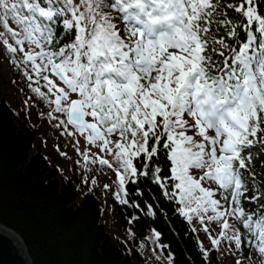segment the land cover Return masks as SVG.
Returning <instances> with one entry per match:
<instances>
[{
    "label": "snow or ice",
    "instance_id": "1",
    "mask_svg": "<svg viewBox=\"0 0 264 264\" xmlns=\"http://www.w3.org/2000/svg\"><path fill=\"white\" fill-rule=\"evenodd\" d=\"M0 52L112 156L121 203L148 178L214 250L264 264V0H0Z\"/></svg>",
    "mask_w": 264,
    "mask_h": 264
},
{
    "label": "trees",
    "instance_id": "2",
    "mask_svg": "<svg viewBox=\"0 0 264 264\" xmlns=\"http://www.w3.org/2000/svg\"><path fill=\"white\" fill-rule=\"evenodd\" d=\"M3 62L8 72H0V225L21 239L31 264H235L240 254L234 257L226 241L214 250L205 225L181 216L180 205L152 180L126 184L128 195L121 198L128 202L121 203L112 156L57 127L47 115L52 106L29 87L46 91L45 83L29 82L0 52V67ZM84 152L108 159L113 168L98 159L86 162ZM252 167L264 170L255 160ZM105 220L123 231V239L106 229ZM206 224L217 236L218 225Z\"/></svg>",
    "mask_w": 264,
    "mask_h": 264
},
{
    "label": "water",
    "instance_id": "3",
    "mask_svg": "<svg viewBox=\"0 0 264 264\" xmlns=\"http://www.w3.org/2000/svg\"><path fill=\"white\" fill-rule=\"evenodd\" d=\"M0 264H31L21 239L0 225Z\"/></svg>",
    "mask_w": 264,
    "mask_h": 264
},
{
    "label": "rangeland",
    "instance_id": "4",
    "mask_svg": "<svg viewBox=\"0 0 264 264\" xmlns=\"http://www.w3.org/2000/svg\"><path fill=\"white\" fill-rule=\"evenodd\" d=\"M0 68H1L0 72H4V73L8 72V65L6 64V62L1 63ZM103 224L105 225L106 229L112 233V235H117V236H119L120 239H123V237H122L123 231L120 230L118 227L114 226L113 224H111L110 220L109 221H107V220L103 221ZM127 236L130 238L129 232H127Z\"/></svg>",
    "mask_w": 264,
    "mask_h": 264
}]
</instances>
